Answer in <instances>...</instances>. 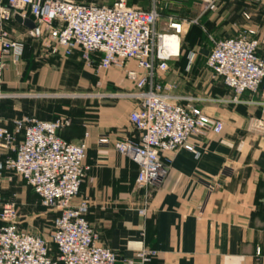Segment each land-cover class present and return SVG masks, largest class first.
I'll list each match as a JSON object with an SVG mask.
<instances>
[{
	"label": "crops",
	"instance_id": "0c3cea01",
	"mask_svg": "<svg viewBox=\"0 0 264 264\" xmlns=\"http://www.w3.org/2000/svg\"><path fill=\"white\" fill-rule=\"evenodd\" d=\"M5 29L27 30L14 19ZM24 45L20 64L7 63L2 74L0 125L12 130L13 120L21 117L53 121V113L71 119L58 136L68 142L84 141L85 164L90 167L75 204L87 202L85 219L99 243L117 254L118 264L144 247L156 252L153 264H264V136L246 130L249 118L264 121L259 94L245 93L240 103L231 102V92L206 68V57L203 62L194 60L189 72L180 63L170 82L157 74L162 84L174 86L172 95L190 98L194 108L222 122L223 130L219 135L190 137L194 152L179 148L160 153L168 174L147 191L148 209L141 217L137 210L144 192L135 190L138 168L113 148L115 141L135 136L128 115L138 105L137 92L125 70L99 72L98 54L86 65L80 51L63 58L42 50L37 52L41 63L34 73L27 65L34 47L27 41ZM126 69L136 70L135 63L129 62ZM69 86L90 101L56 106L53 111L52 93L62 99ZM102 137L107 144L98 143ZM8 155L12 154L0 150V162ZM0 200L16 204L18 227L24 232L39 212H47L13 172H2ZM51 252L56 253L54 247Z\"/></svg>",
	"mask_w": 264,
	"mask_h": 264
},
{
	"label": "built area",
	"instance_id": "2783aa9c",
	"mask_svg": "<svg viewBox=\"0 0 264 264\" xmlns=\"http://www.w3.org/2000/svg\"><path fill=\"white\" fill-rule=\"evenodd\" d=\"M15 14L33 22L34 28L26 30L25 36L39 42L49 55L65 58L80 51L89 65L91 56L98 54L99 72L125 70V78L137 92L138 105L128 115L135 136L115 141L113 148L138 168L135 190L144 192V198L137 213L146 217L147 191L168 174L160 153L179 148L194 152L190 137L219 135L223 130L222 122L194 108L190 98L172 95L174 86L157 79V74H166L169 63L180 57L181 41L196 21L170 18L159 31L156 6L144 11L129 7L126 0H117L112 6L76 0H0V83L7 63L17 66L22 60V39L11 38L5 29ZM243 16L250 20L248 14ZM172 38L177 39L175 51L166 44ZM194 59V52L188 51L185 72L191 70ZM129 62L135 63L136 70L126 69ZM205 66L231 92V102L240 103L245 93L259 94V105L264 107V32L247 27L233 37L217 40ZM69 125L65 119L43 122L28 117L13 120L12 130L0 125V150L12 154L0 162V178L3 171L13 172L33 191L42 208L55 213L51 231L44 238L20 230L16 204L0 200V264L119 263L117 254L99 243L86 221L87 202L75 204L90 167L85 164L84 141L68 142L58 136ZM246 130L264 136V121L249 118ZM98 143L108 141L102 137ZM155 258L156 252L144 247L120 263L153 264Z\"/></svg>",
	"mask_w": 264,
	"mask_h": 264
},
{
	"label": "rangeland",
	"instance_id": "374dc122",
	"mask_svg": "<svg viewBox=\"0 0 264 264\" xmlns=\"http://www.w3.org/2000/svg\"><path fill=\"white\" fill-rule=\"evenodd\" d=\"M117 0H76L77 3H93L96 5H110ZM130 7H136L144 11L150 10L156 6L159 15L157 29L162 31L168 19H180L186 21H196V24H190L189 28L181 41L182 52L191 50L195 54V60L204 61V57L212 50L213 44L220 39L235 36L244 28L252 27L257 32H264V2H251V0H126ZM244 14H248L250 20H245ZM11 38H20L23 41L27 38L22 30L9 31ZM34 48L27 57L29 71L37 72L40 63L37 52L44 51L39 42H29ZM30 45V46H31ZM180 60L174 61L169 65L166 74L160 77L171 81L172 77L177 76L180 70ZM71 79L68 82L71 84ZM68 93L64 98L58 99L55 93L49 99L52 110L56 106H69L76 103H86L90 101L79 93L74 92V87H68ZM69 112V110H68ZM70 114V112H69ZM58 116V115H57ZM54 113L52 118L57 117ZM36 117V116H35ZM51 118V119H52ZM44 120V119H42ZM18 210V209H17ZM36 222L28 225L25 232L44 235L51 230L52 213L49 210L41 211L38 214ZM18 218L20 213L18 211ZM24 231V230H23Z\"/></svg>",
	"mask_w": 264,
	"mask_h": 264
},
{
	"label": "trees",
	"instance_id": "16d2710c",
	"mask_svg": "<svg viewBox=\"0 0 264 264\" xmlns=\"http://www.w3.org/2000/svg\"><path fill=\"white\" fill-rule=\"evenodd\" d=\"M114 3V2H113ZM113 3L112 4H110V5H107V6H112L113 5ZM130 7V6H129ZM27 41V43H29L30 41L31 42H35V41H32L30 38H26L24 41L22 40V43H23V46H24V49H23V55H22V57L24 56V52H25V45H24V43ZM188 51H191V50H186L185 52H182V49H181V55H180V57L179 58H177V59H175V61L176 60H180V62H181V64H182V67H184V66H186V64H187V60H186V53L188 52ZM195 60V59H194ZM193 64H194V62H193ZM193 69V65H192V67H191V70ZM184 70V69H183ZM190 70V71H191ZM55 119H65V120H69L70 121V124H71V119L69 118V117H65V118H59V117H55L53 120H55ZM52 248H53V246H51V250H52Z\"/></svg>",
	"mask_w": 264,
	"mask_h": 264
},
{
	"label": "water",
	"instance_id": "95a60500",
	"mask_svg": "<svg viewBox=\"0 0 264 264\" xmlns=\"http://www.w3.org/2000/svg\"><path fill=\"white\" fill-rule=\"evenodd\" d=\"M13 19L15 22H17L18 24L22 25L23 27H25L27 30L33 29L34 28V24L30 19H22L19 15L15 14L13 16Z\"/></svg>",
	"mask_w": 264,
	"mask_h": 264
},
{
	"label": "bare ground",
	"instance_id": "6f19581e",
	"mask_svg": "<svg viewBox=\"0 0 264 264\" xmlns=\"http://www.w3.org/2000/svg\"><path fill=\"white\" fill-rule=\"evenodd\" d=\"M166 44H167L169 50H171V51H175L176 46H177V39L172 38V39H170L169 41H167Z\"/></svg>",
	"mask_w": 264,
	"mask_h": 264
}]
</instances>
